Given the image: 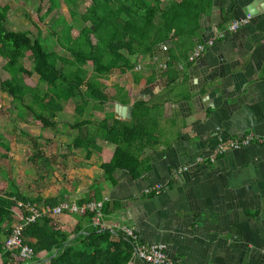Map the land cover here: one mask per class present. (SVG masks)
Returning a JSON list of instances; mask_svg holds the SVG:
<instances>
[{
  "label": "crops",
  "instance_id": "crops-1",
  "mask_svg": "<svg viewBox=\"0 0 264 264\" xmlns=\"http://www.w3.org/2000/svg\"><path fill=\"white\" fill-rule=\"evenodd\" d=\"M254 1L213 0L201 20V36L214 43L193 62H182L183 75L174 82L161 76L164 50L161 59L141 58L138 64L145 78L160 80L158 87L137 84L132 73L117 76L131 103L141 97L164 101L159 125L145 140L152 145L136 147L145 169L135 177L117 170L115 184L105 180L100 164L116 145L98 139L103 151H92L83 164L89 175L72 191L76 203L98 184L103 200L117 202L103 218L106 226L129 229L141 242L165 243L169 258L179 264H264V0L257 6ZM249 14L247 24L228 29ZM70 101L62 113L74 115ZM116 103L124 105L110 101L93 119L111 112L121 118ZM245 136H253L250 144L217 152L220 143ZM198 156L205 160L196 162ZM184 165L189 169L177 177ZM157 184L163 186L159 194H145ZM56 220L66 230L76 223L68 212ZM132 257L129 264H148Z\"/></svg>",
  "mask_w": 264,
  "mask_h": 264
},
{
  "label": "trees",
  "instance_id": "trees-1",
  "mask_svg": "<svg viewBox=\"0 0 264 264\" xmlns=\"http://www.w3.org/2000/svg\"><path fill=\"white\" fill-rule=\"evenodd\" d=\"M48 1L40 19L57 11L61 3L68 7L71 17H78L75 24L62 15L53 18L49 32L52 41L41 33L32 36L29 29L8 28L10 5L0 4V57L5 60L3 69L9 76L0 81V90L12 98L19 117L30 116L44 128L56 127L65 103L74 100V121L65 124L76 130L72 147L85 150L90 158L92 151H103L98 139L111 142L116 145L115 150L106 154L100 164L103 178L115 184L114 175L122 169L132 177L138 176L145 165L136 147L152 145L145 140L153 137L159 125L164 101L152 102L151 98L141 97L131 103L129 90L118 80L109 84L103 80L132 73L137 84L158 87L160 80H155V75L145 78L137 66L141 58L161 59L159 52L164 50L161 76L167 75L169 82H174L180 73L183 75L179 65L189 63L190 52L203 40L201 20L212 9L213 0H90L84 11L78 8L79 0ZM41 10L38 6L37 11ZM25 58L30 59L31 68L24 65ZM33 74L38 78L35 86L26 83L24 77ZM116 100L131 104L130 118H116L111 112L93 119L95 111ZM32 142L35 152L30 160L51 166L50 158L38 145V137H33ZM90 193L81 194L76 204L101 201L103 222L115 211L117 202L103 200L98 184L90 187ZM65 194L31 197L17 185L0 190L2 264H129L134 255L132 237L122 229L95 225L96 211L90 209L81 214L71 213L76 219L71 230L60 227L53 215H41L28 222L23 227L22 243L33 250L30 259L20 255L18 246H4L14 221L29 217L30 212L19 207V202L55 207L65 201Z\"/></svg>",
  "mask_w": 264,
  "mask_h": 264
},
{
  "label": "rangeland",
  "instance_id": "rangeland-1",
  "mask_svg": "<svg viewBox=\"0 0 264 264\" xmlns=\"http://www.w3.org/2000/svg\"><path fill=\"white\" fill-rule=\"evenodd\" d=\"M0 4L10 5L7 18L8 28L13 30L29 29L32 36L41 33L43 37H48L51 41L54 40L49 35L53 18L62 15L70 23L75 24L78 21V17H71L68 7L64 3H61L59 9H56L57 11L52 12L44 20L39 16L46 11L48 0H0ZM89 4L90 0H79L78 8L80 11H84ZM38 6L42 8L40 12L37 11ZM77 32V28H75L73 33ZM54 47L61 50L59 45ZM65 54L70 56L68 52ZM4 63L5 60L0 57V81L9 77L3 69ZM23 63L27 68H31L29 58H25ZM24 77L26 83L31 86L38 83L37 74ZM116 81L117 76L103 80L107 84ZM73 101L68 103V109L74 110L75 102L73 104ZM57 120V126L52 129L42 127L41 123L33 120L30 116L19 117L12 98L0 90L1 191L8 189L10 185H17L22 193L31 197L37 195L52 197L65 192L67 202H71L70 199L74 198L72 191L83 187V182L89 175V171L83 172V164L89 158L86 157L83 149L72 147L76 130L65 125L66 122H73L74 116L71 112H65L58 116ZM33 137H38V145L42 148L43 154L50 158L51 166L46 167L44 162L30 160L35 152ZM4 143L9 148L6 149ZM36 205L38 206V204Z\"/></svg>",
  "mask_w": 264,
  "mask_h": 264
},
{
  "label": "built area",
  "instance_id": "built-area-1",
  "mask_svg": "<svg viewBox=\"0 0 264 264\" xmlns=\"http://www.w3.org/2000/svg\"><path fill=\"white\" fill-rule=\"evenodd\" d=\"M251 19V15H247L243 19L239 20H233L229 25L228 29L230 30H236L240 28L242 25L247 24ZM218 36H222V33H217ZM214 43L213 38H208L207 40H204L202 42H198L193 50L190 52L188 56V61L193 62L196 60L200 55L203 54V52L206 50V48L209 45H212ZM163 49H166L165 46L162 47ZM180 69L183 68V65L180 64ZM160 67L164 68L165 63H160ZM137 68H140V65L137 66ZM253 140V136H245L241 140H229L226 142H222L219 144L217 152L222 153L226 151L228 148H238L244 145L250 144V142ZM210 161H214L215 157L210 156ZM205 158L203 156H198L195 161L196 162H203ZM190 165H184L182 167H179L175 173L178 177L181 175L184 171L189 169ZM162 185L157 184L150 187L145 188V194L148 195H156L159 194L162 191ZM19 207L27 210L30 212L29 217L25 221H17L12 228V231L10 235L5 240V247L9 246H18L20 249V255L25 259H30L33 255V250H31L30 246L27 244L22 243V231L23 227L30 221H34L37 217L41 215H53L58 216L65 211H68L69 213H84L86 209H90L93 211H96V216L93 218L94 224H100L102 226H106L101 218H102V212L100 210L102 206L101 201H91L84 206H78L76 203H71L64 201L60 203L59 205L55 207H51L49 205H36V204H23L21 202L18 203ZM129 236L132 237L134 240V255L138 257L139 259L144 260L148 264H179V262L174 261L173 259L169 258V255L166 251V244L162 242H141L136 237L135 233L129 229H126L125 231Z\"/></svg>",
  "mask_w": 264,
  "mask_h": 264
},
{
  "label": "water",
  "instance_id": "water-1",
  "mask_svg": "<svg viewBox=\"0 0 264 264\" xmlns=\"http://www.w3.org/2000/svg\"><path fill=\"white\" fill-rule=\"evenodd\" d=\"M259 0H256L253 2L255 6H257V2ZM249 12L252 13V9L249 8ZM115 111L120 115L121 118H130L131 117V106L127 105H120L119 103L115 104Z\"/></svg>",
  "mask_w": 264,
  "mask_h": 264
}]
</instances>
